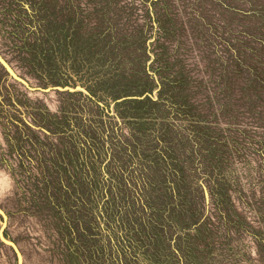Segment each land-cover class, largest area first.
I'll use <instances>...</instances> for the list:
<instances>
[{
  "label": "trees",
  "instance_id": "16d2710c",
  "mask_svg": "<svg viewBox=\"0 0 264 264\" xmlns=\"http://www.w3.org/2000/svg\"><path fill=\"white\" fill-rule=\"evenodd\" d=\"M127 1L16 0V7H12V2L0 0L4 7L0 9L1 29L13 41L21 60L39 77L46 76L53 86L75 87L68 80L81 73L91 81V86H85L88 91L95 93L93 87L104 97H124L115 102L116 112L115 103L113 106L110 102L105 103L104 110L97 103L95 118L90 115L91 110H85L89 127L74 122L72 147L65 150L67 159L63 155L62 160L55 158L52 164L59 165L55 176L46 174L39 160L35 163L33 170L37 173L39 167V171L31 175L34 185L28 192L20 193L24 198L22 208L45 209L51 223L48 231L52 237L57 235L53 242L60 243L59 247L74 243L79 253L86 252L83 256L75 251L68 253L72 261L76 258L82 262L83 258L87 263V255L94 257L90 242L95 238L89 232L95 230L94 235L104 236L109 243L110 232L115 237L118 249L112 251L113 264H122L130 255L140 264H163L147 253L159 238L163 239V251L165 240L169 243L175 238L184 264L218 263H211L209 257L201 260L185 246L190 248L193 238L204 233L209 220L214 221L212 208L220 207L224 213L220 212L218 217L222 221L226 217L225 224L231 221V227L241 226V220H245L239 211L231 210L230 180L235 186L237 182L229 171L225 151L227 147L232 149V130L240 131L245 126L264 128V0H148L153 15L149 6L148 19H140L134 13L131 21H148L152 31L156 26L154 45L158 50L153 49L155 57L151 63L157 67L151 66L152 73L146 70L151 55L142 38L145 27L138 29L134 25L137 36L133 34L134 28L124 27L132 15L126 9L134 8ZM167 33L180 34L175 46L164 43ZM64 92L73 95L77 89ZM86 100L92 98L86 95ZM103 116L115 119L112 123L116 128ZM150 118L157 120L153 129L160 131L163 143L160 138L156 143H130L133 139L129 141L127 136L141 130L138 125ZM135 122H139L136 128ZM92 123L100 128L99 135L92 133ZM124 127L127 134L123 133ZM141 131L147 134L144 129ZM169 131L174 132L173 138ZM148 148L153 152H148ZM180 151L186 158L173 156ZM158 171L172 180V195H167V190L163 203L155 201V193L151 192L162 186V179L155 176ZM62 174L67 177L66 185ZM202 179L209 188L207 196ZM17 188L21 189L19 185ZM173 201L184 207V214L170 212L167 203ZM190 207L191 219L186 223L182 216L188 214ZM120 208L122 213L118 212V218L113 219L115 209ZM185 226L189 230L174 237L173 227ZM82 230L88 243H82L86 239H82ZM144 232L151 245L139 236ZM226 239H230L229 234ZM258 244L264 254V242H255L257 252ZM166 253V259L174 256L176 260V252ZM69 256L64 252L62 259ZM100 259L101 263L106 261L105 252Z\"/></svg>",
  "mask_w": 264,
  "mask_h": 264
},
{
  "label": "rangeland",
  "instance_id": "374dc122",
  "mask_svg": "<svg viewBox=\"0 0 264 264\" xmlns=\"http://www.w3.org/2000/svg\"><path fill=\"white\" fill-rule=\"evenodd\" d=\"M2 1H10L12 2L11 6L16 7V0ZM130 1L133 3L134 8L126 9L127 12L131 11L132 15L127 23L124 24V27L129 28V30L135 26L138 29L139 26L145 27L146 32L142 38H145L144 40L146 41L148 53L151 55L146 70L152 73L151 66L157 67V64L151 63L155 57L154 50H156V52L158 50L154 45L156 26H154L152 31L150 30L152 25L148 21L144 24L143 21L140 20L139 24H136V22L133 23L131 19H133L134 13H136L141 16L140 19L144 16L146 20L148 19L146 8L150 6L149 10L152 15L154 9L150 2V5H147L148 0H128L127 2ZM3 8L4 7L0 5V9L2 10ZM0 21L2 20L0 19ZM131 23L133 24L132 27ZM137 31L136 29L133 34L136 35ZM6 35L5 29H1L0 26V54L7 62L9 66L8 70L10 71H8L9 75H6L0 63V208L7 216L6 225L3 230L4 235L6 234L8 238L13 240L17 245L22 255V264H72V262L73 264H113L110 262V259L114 258V256H112L114 252L112 251L114 248L116 249L118 245L111 232V243L106 241L104 236H102L103 239L101 240L102 237H100V235H94L95 230L89 232V234L91 233L96 239H91L92 242H90L92 243L94 257L91 258L87 255L89 261L87 263L83 261V258L81 259L82 262L76 258L72 261L73 258L69 256L68 253L71 255L73 251H75L77 254H80V256H83L86 252L82 250L80 251L81 253H79L78 246L75 247L74 243L73 245L70 244L59 247L60 243L53 242L54 240H52V238L57 239V235L56 238L55 235L52 237L51 232L48 231L49 226H51L48 212L43 208L37 209L35 207L23 210L22 205L24 200H22L23 196L20 197V193L21 190L22 192L25 190L28 192L30 187H33L35 178L31 175L35 173L33 167L38 160L40 164L43 165L42 167H44L46 174L49 173L50 176H55L58 173L55 168H58L59 165L55 164V166H52V164L55 162V158L59 160L63 155L64 159H67L65 150L72 147L73 127L76 126L74 122L76 121L79 125L83 126L89 123L85 110H91L92 114L90 115L95 118L97 117L95 111L99 109V107L96 106L97 103L100 104L104 110L106 102H110L114 106L115 102L121 101L124 97L118 100L113 97H104L101 94L102 92L93 87L92 89L95 93L88 91L87 87L89 85L91 86V81L88 82L86 76H83L81 73L75 74V78L68 80V82H70V85L81 84L80 90H83L82 93L79 94L78 92L79 86L72 89H77V92L73 95L64 92L66 89L64 86H60V91L55 90L53 84L46 81V76L39 77L40 75L38 72L35 70L32 71V68L21 60L14 47L13 41L9 40ZM179 35L167 33L164 43L170 45L174 43L173 46H175L177 44L176 41L180 39ZM140 46L142 48L144 46L143 43H140ZM189 61L190 58H188L187 62ZM57 71L56 77L59 78L61 74L58 71L59 73L57 75ZM45 82L48 83L45 84ZM102 86L104 87V84H102ZM158 89V87L154 89L156 93ZM86 95L91 97L92 101H87ZM161 106L163 107V104H161ZM119 109H121V107ZM113 113L114 111H109V114L112 115ZM103 118L107 122H111L109 125L115 127V124L112 123L115 119L112 117L108 118L107 116H103ZM117 119L120 121L119 124L123 125L122 119H120V117H117ZM151 120V118L147 119L146 123H141L140 125H138L139 122H135L133 126L136 128L135 125H138V127L141 128V130L144 129L147 134L144 135L142 131L138 129L135 130V133L131 131L129 136L125 135L129 138V141L133 139L130 143H156V140L160 138V131L155 132L153 129L157 120ZM92 124H94L92 129L94 132L92 131V133L99 135L101 132V130H99L100 128L96 126L95 123ZM85 127H89V125ZM127 130L128 129L124 127L123 133L127 134ZM239 130L240 131L232 130L233 135L229 141L232 149L230 150V147H227L225 151V146L224 151L225 154H228L227 160L230 164L229 171L235 175L233 177V179H235L234 183L237 182V186H235L230 180L231 186L229 187V192L231 193L233 202V204H231V210L234 211L235 209L239 211L245 220H241V226L236 228L231 227V221L225 224L226 217L223 221L218 217V214L223 212L221 208H212V219L215 222L209 220L208 227L204 229V233L195 236L192 246L189 248V246L186 245L185 248H188L191 254L196 253L201 260L205 261L207 260L205 258L208 257L210 260L212 259L211 263L213 260H216L218 263L215 264H264V254L261 245L258 244V252L257 247H255V242H264V128L259 126L256 128L245 126V128L242 127ZM219 132L224 133V131ZM168 133L169 136L172 138L174 137V132L169 131ZM168 133L165 134L168 135ZM213 135L216 137V134ZM74 136H76V134ZM161 143H163V139H161ZM235 145L237 148H234ZM176 149L179 152L178 146H176ZM148 152L152 153L153 151L148 148ZM173 156L179 157L180 159L186 158L182 151L178 153V156L175 154H173ZM77 157L79 158V153ZM148 157H150V155H148ZM80 158H83V155L81 157L80 154ZM72 159H75V156H72ZM235 166L238 173H235L237 172ZM38 171L39 167L36 172L38 173ZM158 172L159 173H156L155 176L157 179H162V186L151 189V192L155 193V201L163 203V197L167 190V195L168 193L171 194L169 185L172 180L171 176H167L164 172L163 174H161L160 171ZM62 179L63 183L66 185L65 179H67V177L63 175ZM70 180L73 181V179ZM201 182L205 185L203 179ZM17 185H19L21 189H18ZM205 188L207 189V193L209 188H207L206 185ZM26 195L25 193L24 196ZM96 195L98 197L97 192ZM175 204L176 202L174 201L167 203L170 212L175 211L184 214V207ZM191 210H193V207H190L187 215L182 216L184 221L187 220L186 223L188 221L190 222ZM122 211L123 209H115L113 219H117L119 215L118 212L122 213ZM208 211L209 207L206 212ZM74 213L76 214L77 212L74 210ZM79 214H81V212H79ZM99 219L101 222L102 218H100V216ZM132 219L130 222L135 223ZM1 222L2 216L0 214V226ZM96 225L97 224H95V227ZM102 225L104 226V222ZM113 225H111L112 228ZM103 226H101V228ZM225 226H228L227 230ZM173 229L175 237L179 233L182 234V231H188L189 226L179 228L173 227ZM243 229H245V231ZM80 233L82 239L83 237L86 238V236H83V230ZM114 234H117V232H114ZM141 234L142 235L139 236L149 242L145 235L146 233L144 232V234ZM228 234L230 237L229 240L226 239ZM87 239L88 237L82 240V243H88V241H86ZM71 240L73 241V238L69 239V243H71ZM234 240H241V242ZM184 242H186V239ZM82 243L79 246H82ZM155 243V245H151L149 242L151 248L147 251L148 255L155 260V262L162 261L163 264H184L183 258L176 248L175 238L169 243L168 240H165L164 247L166 251H163V239L159 238L158 241L155 240ZM236 245H239V249L236 248ZM60 248H64L62 253ZM171 251L176 252V260H174V256L173 258L166 259V252L170 254ZM64 252L69 256L67 259L64 257L62 259ZM103 252L106 253V261L104 260L105 262L101 263L100 255ZM90 259L92 263H90ZM123 260L122 264H140L138 259L133 256L131 257V255L128 256L125 262ZM112 262H114V260ZM0 264H17L15 251L11 246L3 243L1 240Z\"/></svg>",
  "mask_w": 264,
  "mask_h": 264
},
{
  "label": "water",
  "instance_id": "95a60500",
  "mask_svg": "<svg viewBox=\"0 0 264 264\" xmlns=\"http://www.w3.org/2000/svg\"><path fill=\"white\" fill-rule=\"evenodd\" d=\"M0 63L6 68L7 71H9L8 69V64L7 62L2 58V56L0 55ZM10 72V71H9ZM77 86H79V89L81 88L80 85H76L75 88H77ZM66 89H73L74 87H69V86H64ZM54 89H57V90H60V86H54ZM156 91V90H155ZM112 104V103H111ZM206 196H207V193L205 192ZM0 214L2 216V222H1V226H0V240L11 246L12 249L15 251L16 253V256H17V264H22V255H21V252L19 251L17 245L15 244V242L13 240H11L10 238L6 237L4 235V227L6 225V220H7V216L5 214V212L0 208Z\"/></svg>",
  "mask_w": 264,
  "mask_h": 264
}]
</instances>
